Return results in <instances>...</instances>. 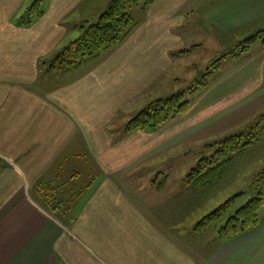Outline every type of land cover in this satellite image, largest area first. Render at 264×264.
Segmentation results:
<instances>
[{
    "label": "crops",
    "instance_id": "0c3cea01",
    "mask_svg": "<svg viewBox=\"0 0 264 264\" xmlns=\"http://www.w3.org/2000/svg\"><path fill=\"white\" fill-rule=\"evenodd\" d=\"M37 1L43 15L26 24L21 17ZM111 1L0 0V264H263L264 220L228 240L217 231L204 239L206 227L193 224L205 216L212 188L193 189L186 177L174 182L162 172L172 162L149 161L159 146L187 140L221 121L220 112L255 98L264 85L263 50L257 61L228 67L210 89L209 82L201 87L211 94L174 121L115 131L129 112L167 97L182 81L178 58L201 52L204 42L225 51L253 35L256 23L264 25V0L134 5L138 24L115 49L77 68H52ZM191 19L195 31L186 33ZM76 21L82 25L71 30ZM81 163L96 179L78 194ZM72 199L71 210H56Z\"/></svg>",
    "mask_w": 264,
    "mask_h": 264
},
{
    "label": "trees",
    "instance_id": "16d2710c",
    "mask_svg": "<svg viewBox=\"0 0 264 264\" xmlns=\"http://www.w3.org/2000/svg\"><path fill=\"white\" fill-rule=\"evenodd\" d=\"M155 1L157 0H112L95 22L82 26L80 37L69 42L63 51L54 57L51 67L70 70L77 68L88 59L102 52L115 49L138 24V21L127 12V8L134 5L146 8ZM42 15L43 10L40 8L39 1H37L26 9L21 18L22 20L25 19L26 24H29L34 17ZM259 41L264 46V28L257 30L253 35L243 40L231 43L227 50L210 62L207 73L202 76V80L197 81L185 90L152 101L127 121L124 131L130 133L136 130L160 128L170 120L186 113L190 106L188 95L194 94L197 89L207 86L208 77L211 76L214 69L221 66L223 59L241 56ZM188 51V49H185L178 53ZM262 123H264V115L258 116L248 128L216 142L219 149L215 154L201 158L197 163V167L187 175L186 181L193 189L205 186L212 188L216 183L215 180H220L226 176L229 167L234 165L233 160L236 156H240L249 145L258 139V130ZM95 179V175L83 183L80 179L79 183L81 184L78 194H82L93 184ZM263 179L264 170L258 174L256 182H261ZM253 188L255 190L253 192L251 190L248 192L242 191L233 195L224 204L203 216L197 223L196 229L201 230L214 224L218 238L228 240L258 226L264 220V192L259 185ZM73 194L75 197L77 193L74 192ZM247 194H250V197L233 211V206L241 202ZM75 201L76 199H72L69 203H61L56 207V210H71ZM50 209L54 210L55 208L51 207Z\"/></svg>",
    "mask_w": 264,
    "mask_h": 264
},
{
    "label": "rangeland",
    "instance_id": "374dc122",
    "mask_svg": "<svg viewBox=\"0 0 264 264\" xmlns=\"http://www.w3.org/2000/svg\"><path fill=\"white\" fill-rule=\"evenodd\" d=\"M231 1L232 0H230V2ZM136 11L139 12V10H135L134 6H130L127 8V12L129 14L135 15ZM96 20L97 19H92L91 22H95ZM194 22H196V20L191 19L190 22L191 25L189 26L187 23L186 27L184 28L186 30V33H189L190 31L191 32L195 31L194 29L196 27H193ZM76 23L77 25L75 24L74 26L72 25L70 26L71 30L73 29L75 31L77 30V28H79L82 25V23L79 21H76ZM263 28L264 25H260L258 23L255 24V32ZM180 29L181 27H178L176 28L175 31ZM252 32L253 31H251V33ZM78 33L79 34L76 37H74L73 40L80 37L82 31L81 33L79 31ZM237 41L240 40L236 38L234 42ZM69 42L70 41H68L66 44H68ZM260 44H261L260 41L257 42L255 45L252 46L249 52H246L241 56H237L235 58L228 57L226 59H223L221 66L214 69V72L211 74L210 77H208V82H209L208 88L210 89L213 86L212 85L213 80L219 77L221 73L228 70L227 69L228 67L230 68L233 66L245 67L246 65L250 64V61L252 62L257 61V55H260L261 52L264 51V47L261 49ZM210 45H211L210 43L207 44L206 42H204V47L201 50V52L193 53L192 55L186 56L185 58H178L179 60L181 59L183 60V66H182L183 79L181 82L177 81L174 84V86L170 89L171 93L170 94L167 93L169 94L168 96L178 91L185 90L192 84H195L197 81L202 80L203 78L202 76L207 73V70L210 66V62L213 59L219 57L224 52V50L214 51L212 48H210ZM103 54L104 52L101 53V57ZM262 57H264V55ZM262 66L264 67V63L262 64ZM261 81L262 82L264 81V69H263V79ZM262 87H263L261 89L262 91L260 90L255 91L256 92L255 98L251 99V101H248V98L243 99L242 101H239L237 105L235 104L232 107L226 109L225 111L220 112L219 114L221 117L220 118L221 121L219 120L218 122L213 121V123L205 130H203L202 128L200 129L197 128L195 130L196 131L195 134L187 140L179 141L177 139L174 142L171 143L168 142L165 146L164 145L159 146L158 147L159 152L155 154V159L149 160L150 163L154 162L156 164H159L160 162H168V161L172 162L170 164L173 167V169H169V170L163 169L162 172L165 173L170 172V176L173 179H175L174 182H180L182 178L187 177V175L190 173L192 169L197 167L198 165L197 163L201 158L215 154L217 149H219L218 148L219 145H217L216 142L220 141L226 136H229L231 134H237L240 131L248 128L250 124L254 123V121L258 116L264 115V85H262ZM203 89L205 88H201L199 90L197 89V91H195L194 94L188 95V98L190 100L189 109L191 107L193 109L196 106L200 97L205 98L206 95L211 94L210 90H206V94H204L203 92H201L203 91ZM142 108L138 109V111L135 112H129L127 115L128 118L130 119L133 118L137 114V112L142 110ZM216 109L218 110V108ZM212 112L214 111H209V113ZM217 112L218 111H215L213 113L215 114L214 115L215 119L217 118V116L219 117V115L216 114ZM223 117L226 118H224L223 120L222 119ZM174 120L175 119H172L170 120V122ZM231 120H233V122ZM224 122L228 123V125L224 126ZM234 122H238L239 124L234 125L233 124ZM125 125L121 126L120 124H116L117 131H115V133L117 134L123 131L125 129ZM178 136L179 133L177 134L176 137ZM157 139L158 138L155 137V142L159 140ZM233 164H234L233 166L229 167L226 176L224 178H221L220 180L219 179L215 180L216 183L214 182L215 185L212 187V191L208 192V197L205 198L207 199L206 204L202 207V211H205L203 213L204 215L208 214L209 212H212L213 210L218 208L221 204H224L233 195L239 194L242 191H246V192H248L249 190H251V192L255 191L253 188L254 186L259 185V187L264 192V179L261 180V182H256L258 174L264 170V123H262L261 127L258 130V139L253 144L249 145L246 148V150L243 153H241L240 156H236V158L233 160ZM82 167L83 164L81 163L80 166L81 172L84 173L83 177L81 178V183L85 182L89 178V175L86 173V169H82ZM144 173H145L144 170H140L137 171L135 174H139L136 176L142 178ZM249 195L250 194H247L246 196H244L241 202L236 203L235 206H233L232 210L234 211L237 207H239L240 204L245 202V200H247L250 197ZM202 216L201 217L199 216L198 219L199 218L201 219ZM194 218L195 217H193V219ZM198 219L196 218L193 226H195L198 223V221L200 220ZM193 228L196 229V226ZM216 231L217 229L214 226V224L207 226L205 229L202 230V234H203L202 237H204V239H211V240L213 238H217ZM262 263L264 264V260Z\"/></svg>",
    "mask_w": 264,
    "mask_h": 264
}]
</instances>
